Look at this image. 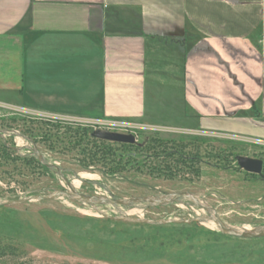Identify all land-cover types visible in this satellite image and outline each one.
Returning a JSON list of instances; mask_svg holds the SVG:
<instances>
[{"label": "crops", "instance_id": "crops-1", "mask_svg": "<svg viewBox=\"0 0 264 264\" xmlns=\"http://www.w3.org/2000/svg\"><path fill=\"white\" fill-rule=\"evenodd\" d=\"M0 105L264 144V0H0Z\"/></svg>", "mask_w": 264, "mask_h": 264}, {"label": "rangeland", "instance_id": "rangeland-1", "mask_svg": "<svg viewBox=\"0 0 264 264\" xmlns=\"http://www.w3.org/2000/svg\"><path fill=\"white\" fill-rule=\"evenodd\" d=\"M73 120L30 109L7 111L0 105V130L7 140L14 146L35 147L79 192L127 198L186 191L210 205L233 227L264 225V177L246 172L236 163L237 155L261 159L264 175L263 143L217 133L155 129L126 122L129 127L110 130L133 134L134 144L138 146L151 138L181 140L188 153L199 155L200 173L196 176L183 170L174 179L155 176L147 169L146 165L153 161L149 158L150 162L140 169L111 174L99 165L81 167L78 159L84 154L79 147H89L90 143L84 137L80 146L66 143L74 140L68 131L91 133L99 128ZM136 153V158L142 159L144 152ZM11 154L35 156L24 148ZM26 159L1 162L0 201L68 190L65 181L54 171ZM98 209L109 216L67 196L0 206V264H264V238L224 235L210 219L146 224L110 217L192 219L205 214L183 199L157 205L103 204Z\"/></svg>", "mask_w": 264, "mask_h": 264}, {"label": "water", "instance_id": "water-1", "mask_svg": "<svg viewBox=\"0 0 264 264\" xmlns=\"http://www.w3.org/2000/svg\"><path fill=\"white\" fill-rule=\"evenodd\" d=\"M90 135L94 138L118 142V143H134L135 136L131 133H123V132H116L110 131L105 129H95L93 130ZM0 138L5 140L4 133L0 130ZM11 149L15 151H20L21 149H28L32 151L37 160L41 165L46 166L48 169L54 171L58 176H60L66 183L68 190H59L54 191L49 195H40V194H32L26 197H19L16 199L4 200L0 201V206L2 205H11L16 203H24L31 200H40V199H47L52 200L59 196H67L76 200H79L85 204H88L96 209L97 212L102 214L103 216H109L100 209H98V205L103 204H110L115 206H130L132 204H150V205H157V204H168L178 201L179 199L186 200L187 202L191 203L192 205L202 209L205 211L204 215L192 218V219H148V218H132L127 216H110L113 219L128 221L133 223H146V224H165V223H174V222H202L203 220L210 219L215 224L217 230H219L222 234L241 238V239H257V238H264V225L258 227H251V228H236L233 227L226 222H224L216 213V211L207 203L199 200L194 194L190 192H172L165 195H146V196H132V197H111V196H98V195H89L82 192L75 190L71 182L65 177V175L58 169L57 166L53 165L52 163H48L45 161L44 156L33 146L30 145H23L21 147L18 146H11ZM236 163L237 166L249 173L257 174L261 177H264L262 174V160L257 158H252L244 155H237L236 156ZM84 264H94V263H84Z\"/></svg>", "mask_w": 264, "mask_h": 264}, {"label": "trees", "instance_id": "trees-1", "mask_svg": "<svg viewBox=\"0 0 264 264\" xmlns=\"http://www.w3.org/2000/svg\"><path fill=\"white\" fill-rule=\"evenodd\" d=\"M68 134H71L70 137L74 139H72L73 141H66L68 144L80 146L83 137L86 138V142L90 143L89 147H79V151H82L84 155L78 161L81 167L85 169L99 165L102 170L110 172L111 174L119 172L120 170H137L144 167L148 161L150 162L151 159L149 158H152L153 161L146 166L148 171L155 174V176L174 179L183 170H188V172L196 176L200 173L198 167L200 163L199 155L197 153H188L185 150L184 142L181 140L163 139L160 137L155 139L151 138L144 145L138 146L134 143H118L94 138L87 131H68ZM45 136L42 134L41 137L46 139L47 136ZM27 137L34 138L29 135ZM11 146H14V144L8 141L6 137L5 140L0 138V164L1 162H13L17 158L23 160L27 158V155L23 157L15 155L16 157H13L11 153H14L15 150L11 149ZM149 149L153 150L152 153H149ZM125 151L126 154L123 153ZM136 152H144L142 159L136 158ZM27 159L49 170L46 166L41 165L34 155H29Z\"/></svg>", "mask_w": 264, "mask_h": 264}, {"label": "built area", "instance_id": "built-area-1", "mask_svg": "<svg viewBox=\"0 0 264 264\" xmlns=\"http://www.w3.org/2000/svg\"><path fill=\"white\" fill-rule=\"evenodd\" d=\"M82 120V121H81ZM73 121H81V122H85L88 125H92L95 126L99 129H105V130H110V129H115V128H119L122 127L123 129H125L126 127H129V125L126 122H122V121H117V120H106V119H75ZM111 131V130H110Z\"/></svg>", "mask_w": 264, "mask_h": 264}, {"label": "bare ground", "instance_id": "bare-ground-1", "mask_svg": "<svg viewBox=\"0 0 264 264\" xmlns=\"http://www.w3.org/2000/svg\"><path fill=\"white\" fill-rule=\"evenodd\" d=\"M84 176H85V175H84ZM86 176H87V175H86ZM74 184H75V183H74ZM210 224H211V223H210ZM210 224H209V225H210ZM214 225H215V224H214Z\"/></svg>", "mask_w": 264, "mask_h": 264}, {"label": "flooded vegetation", "instance_id": "flooded-vegetation-1", "mask_svg": "<svg viewBox=\"0 0 264 264\" xmlns=\"http://www.w3.org/2000/svg\"><path fill=\"white\" fill-rule=\"evenodd\" d=\"M262 169H263V163H262Z\"/></svg>", "mask_w": 264, "mask_h": 264}]
</instances>
